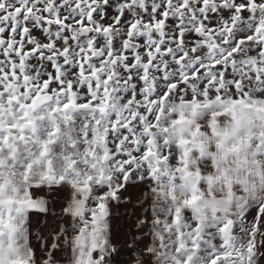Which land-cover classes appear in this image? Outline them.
<instances>
[{"label": "snow or ice", "instance_id": "6c2138e0", "mask_svg": "<svg viewBox=\"0 0 264 264\" xmlns=\"http://www.w3.org/2000/svg\"><path fill=\"white\" fill-rule=\"evenodd\" d=\"M0 264H264V0H0Z\"/></svg>", "mask_w": 264, "mask_h": 264}]
</instances>
